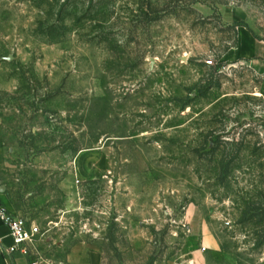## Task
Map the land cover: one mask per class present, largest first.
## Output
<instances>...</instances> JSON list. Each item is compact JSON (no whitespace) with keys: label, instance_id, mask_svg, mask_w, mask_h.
Returning <instances> with one entry per match:
<instances>
[{"label":"rangeland","instance_id":"1","mask_svg":"<svg viewBox=\"0 0 264 264\" xmlns=\"http://www.w3.org/2000/svg\"><path fill=\"white\" fill-rule=\"evenodd\" d=\"M240 30L264 43V0H0V182L46 264L78 243L264 264V73L229 54ZM82 152L106 169L77 182Z\"/></svg>","mask_w":264,"mask_h":264},{"label":"crops","instance_id":"2","mask_svg":"<svg viewBox=\"0 0 264 264\" xmlns=\"http://www.w3.org/2000/svg\"><path fill=\"white\" fill-rule=\"evenodd\" d=\"M232 53L237 55V59L250 60L256 67L258 73H264V43L255 40L245 30H240L236 47L231 48L229 52L230 55H232ZM259 56L262 58H259ZM3 150L5 149L0 147V158ZM14 153L16 152H14L13 149L10 150V153H8L9 157H13ZM89 155H91V153L82 152L75 158L74 171L72 172L71 178L77 182L100 176L102 171L106 169V165L103 161H101V163L98 161L96 162L92 155L91 157ZM2 164L9 165L10 169H12L11 167L14 165L12 161L2 162ZM67 185L68 177L66 173H63L62 177L57 182V186L64 192V195L67 193ZM2 186L5 187V190L0 191V204H3L14 213L22 215L19 211L14 209L10 201L8 186L0 182V188ZM11 244L12 238L9 228L0 220V264H28L30 259L20 251L13 254L4 252V249ZM37 247L39 251L42 249L39 239L37 241ZM64 264H102V255L98 249L92 245L78 243L69 249L65 255Z\"/></svg>","mask_w":264,"mask_h":264},{"label":"built area","instance_id":"3","mask_svg":"<svg viewBox=\"0 0 264 264\" xmlns=\"http://www.w3.org/2000/svg\"><path fill=\"white\" fill-rule=\"evenodd\" d=\"M0 220L9 228L12 238V244L7 246L4 252L13 254L20 251L30 259L28 264H46L37 247L40 230L35 224L26 217L12 212L3 204H0ZM47 263L50 264L48 261Z\"/></svg>","mask_w":264,"mask_h":264},{"label":"water","instance_id":"4","mask_svg":"<svg viewBox=\"0 0 264 264\" xmlns=\"http://www.w3.org/2000/svg\"><path fill=\"white\" fill-rule=\"evenodd\" d=\"M4 190H5V187L2 186V187L0 188V191H4Z\"/></svg>","mask_w":264,"mask_h":264}]
</instances>
